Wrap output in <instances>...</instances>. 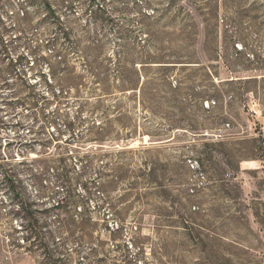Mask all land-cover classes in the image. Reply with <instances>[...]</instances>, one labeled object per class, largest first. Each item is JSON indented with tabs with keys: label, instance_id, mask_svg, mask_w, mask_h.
<instances>
[{
	"label": "rangeland",
	"instance_id": "374dc122",
	"mask_svg": "<svg viewBox=\"0 0 264 264\" xmlns=\"http://www.w3.org/2000/svg\"><path fill=\"white\" fill-rule=\"evenodd\" d=\"M21 1L0 264H264V0Z\"/></svg>",
	"mask_w": 264,
	"mask_h": 264
},
{
	"label": "trees",
	"instance_id": "16d2710c",
	"mask_svg": "<svg viewBox=\"0 0 264 264\" xmlns=\"http://www.w3.org/2000/svg\"><path fill=\"white\" fill-rule=\"evenodd\" d=\"M28 3V0H23V1H21L20 2V6H21V11L20 12H18L16 15H15V19H16V21L14 20V24H10L11 26H9V29H13V30H15V31H21L20 29H22L21 28V25H22V21H24L25 19H27V10H24L25 8H26V4ZM21 14V15H20ZM8 29V28H7ZM7 29H5L6 31H7ZM60 94L62 95V91H60ZM196 162V164H197V161H195ZM84 169H85V167H84ZM97 175H98V177H101L102 175H103V173H102V171L101 170H97L96 172H95ZM86 191H88V187H87V184H86ZM102 187H103V184L102 183H99L98 184V188H99V190L100 189H102ZM90 193V192H89ZM66 198L65 197H63L62 199H60V200H57V205L58 206H60V207H62L65 203H66ZM61 229H62V227H61ZM117 230H119V228H117ZM45 246H47V245H45Z\"/></svg>",
	"mask_w": 264,
	"mask_h": 264
}]
</instances>
